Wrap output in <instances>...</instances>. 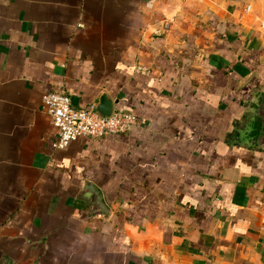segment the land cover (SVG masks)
<instances>
[{"label": "crops", "instance_id": "1", "mask_svg": "<svg viewBox=\"0 0 264 264\" xmlns=\"http://www.w3.org/2000/svg\"><path fill=\"white\" fill-rule=\"evenodd\" d=\"M148 3L0 0V264H264V0ZM57 90L136 124L53 149Z\"/></svg>", "mask_w": 264, "mask_h": 264}, {"label": "built area", "instance_id": "2", "mask_svg": "<svg viewBox=\"0 0 264 264\" xmlns=\"http://www.w3.org/2000/svg\"><path fill=\"white\" fill-rule=\"evenodd\" d=\"M40 105L55 128L51 142L53 149H63L77 138L94 139L126 133L136 124V118L130 111L112 109L108 116H102L91 106L73 107L69 96L61 90L44 93L40 97Z\"/></svg>", "mask_w": 264, "mask_h": 264}, {"label": "water", "instance_id": "3", "mask_svg": "<svg viewBox=\"0 0 264 264\" xmlns=\"http://www.w3.org/2000/svg\"><path fill=\"white\" fill-rule=\"evenodd\" d=\"M94 110L102 116H108L112 110V103L104 94H101ZM251 117L254 121L257 120L258 128L251 126L248 128L247 133H253L251 141L259 148L264 149V101L257 103ZM83 187L92 194V212L100 215L107 214L108 211L101 200L99 192L90 183H84Z\"/></svg>", "mask_w": 264, "mask_h": 264}, {"label": "clouds", "instance_id": "4", "mask_svg": "<svg viewBox=\"0 0 264 264\" xmlns=\"http://www.w3.org/2000/svg\"><path fill=\"white\" fill-rule=\"evenodd\" d=\"M153 6V0H149V3L147 5V7H152ZM180 12V8L179 6H177L174 11H172L170 14H166V18L169 20V21H172L173 20V17L176 16L177 13Z\"/></svg>", "mask_w": 264, "mask_h": 264}]
</instances>
